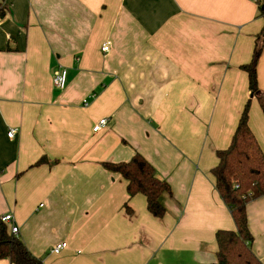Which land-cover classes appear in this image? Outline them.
Wrapping results in <instances>:
<instances>
[{"label":"crops","instance_id":"crops-1","mask_svg":"<svg viewBox=\"0 0 264 264\" xmlns=\"http://www.w3.org/2000/svg\"><path fill=\"white\" fill-rule=\"evenodd\" d=\"M3 4L0 216L13 214L17 235L45 264H211L216 232L236 229L211 170L250 98L241 66L257 43L264 94L261 0ZM62 68L67 85L59 89L53 76ZM104 117L107 126L95 132ZM249 125L264 152L256 97ZM136 152L171 185L163 219L103 166ZM247 214L264 264V195ZM63 241L61 253L50 251Z\"/></svg>","mask_w":264,"mask_h":264},{"label":"trees","instance_id":"trees-1","mask_svg":"<svg viewBox=\"0 0 264 264\" xmlns=\"http://www.w3.org/2000/svg\"><path fill=\"white\" fill-rule=\"evenodd\" d=\"M3 1L0 0L1 17L9 10ZM260 12L264 17V0H261ZM262 35L264 37V27ZM261 52L262 46L257 43L252 60L241 66L248 74L250 98L239 117L230 145L217 151L218 163L211 170L215 187L236 224V229L216 232L217 250L211 264H263L252 248L254 236L247 214L248 203L264 195V152L249 125L253 97L258 99L264 113V94L260 91L257 74ZM44 161L42 157L36 164ZM103 166L126 180L129 198L144 195L148 212L158 219L165 217L168 208L163 200L165 195L172 194L171 185L157 175L154 166L142 154L136 152L128 161L104 162ZM124 207L127 213L133 212L128 201ZM3 258L13 264H45L17 234L10 233L0 216V259Z\"/></svg>","mask_w":264,"mask_h":264},{"label":"built area","instance_id":"built-area-1","mask_svg":"<svg viewBox=\"0 0 264 264\" xmlns=\"http://www.w3.org/2000/svg\"><path fill=\"white\" fill-rule=\"evenodd\" d=\"M102 49L103 51H109L110 42L107 41L106 43H104ZM53 83L57 88L64 89L67 85V69L62 68L56 71L55 75L53 76ZM85 103L88 104V102H85ZM107 124H108V119L105 117L101 118L98 121V123L94 126L93 130L95 132L99 131L103 127L107 126ZM15 134H16V129H10V131L8 132V136L10 138H13ZM1 219L8 226L10 233H13V234L19 233V226L15 223L12 213H7L1 216ZM67 245L68 244L65 241L57 243L50 249V251L54 254H59L67 247Z\"/></svg>","mask_w":264,"mask_h":264}]
</instances>
